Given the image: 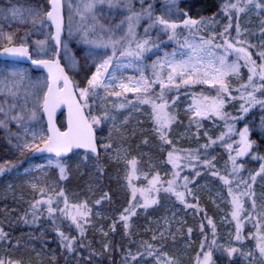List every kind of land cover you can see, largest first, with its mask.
<instances>
[{"label":"snow or ice","instance_id":"1","mask_svg":"<svg viewBox=\"0 0 264 264\" xmlns=\"http://www.w3.org/2000/svg\"><path fill=\"white\" fill-rule=\"evenodd\" d=\"M156 2L157 0H138L139 9L136 8L134 0H80L75 6L72 3L67 5L70 13L68 16L69 35H71L73 8L81 21L89 16L95 21L97 11H102L105 5L109 9H123L127 13L124 20L121 21V25L125 22L127 24L126 31L122 36L119 38L110 37L100 43L88 41L98 48L105 50L110 48L111 55L107 51L89 52L88 55L95 71L90 76L84 75V83L74 82L65 71V65L61 64V47L63 45L61 37L65 19L63 0H47L48 7L45 10L22 9L15 5L0 8V15L6 20L11 18L20 23L30 20L33 25L39 24L41 27L54 28V32L48 33V38L53 42V47L50 49L51 55H48L46 48L47 38L34 42L38 58H33L30 54L24 37H21L20 42L17 43L15 31L5 32L0 29V54L27 58L33 65L42 67L47 72L42 80L36 81L33 91L29 94L31 99H28V95L25 96L20 112L12 111L16 108V104H12L9 111L0 107V112L4 114V119L0 120V127L7 129L8 122L15 121L20 131L10 133V135L16 139L13 147L20 156L23 157L26 153L53 154L55 160L45 157L47 166L54 165L58 168L61 179H64L66 168L62 158L73 149H85L88 153L99 155L95 134L97 126L106 120L111 121L115 126L116 116L106 108L111 98H115L117 101L111 104V107L116 110L128 107L137 108L138 105L149 106L151 111L148 115L152 121V130L160 141L161 151L164 150V145L172 146L171 150L167 152V163L172 166V170L170 178L164 179L159 171H141L135 157L125 158L126 175L124 179L130 189V199L128 207L120 215V220L124 223V227L128 228L130 217L137 215L136 210L138 208L146 210L157 204L161 193L174 197L176 201L186 207H195V205L187 204V197H194L193 190L189 185L195 182L194 177H199L201 172L193 161L199 162L201 158L198 150H179L172 144L169 133L177 118L169 109L170 102L171 105H174L178 98L176 95H171L173 92L179 93L181 88L195 89L197 86H207V89L201 87L199 92L191 91L192 103L187 109L191 113L190 123H195L199 129L200 121L204 118L215 117L225 122L227 131L222 132L216 140L209 137V142L201 147L206 150L218 140L228 150L231 170L226 174L215 170V165L212 163L215 157H212L211 160L204 158L202 163L210 170L213 177L222 182V185L227 189L228 197L231 198V217L236 221L235 241L241 242L245 238L242 235L243 222L251 221L255 231L248 235L255 243L254 249L248 252L240 251L230 242L220 243L216 238L215 225L209 218L211 238L205 233V225L201 224L200 232L203 239L200 241L199 250L191 264H217L214 259L216 252H219L222 257L229 258L228 264H231L230 258L237 253L245 257L249 264H256L257 261L258 264H264V213L253 215L257 208L253 185L256 183L257 177L264 179V163H260L258 171H249L247 177L241 174L245 165L243 162H239V158L250 155L254 145H257V141L250 139L252 130L248 123H245L242 129H237L235 126L236 122L245 119V115L251 109L259 106L264 110V44H261L256 53V57L260 61L257 63V59L253 58V53L249 50L255 46L241 38L239 24L237 23L235 26V38H232L229 32L233 27V16L238 19L240 13L253 8L257 15L262 16L261 30L264 32V0H244L243 4H241V0H236L235 3L228 0L222 5V10L229 20L223 31L213 32L207 38L200 36L199 42L195 44L186 38L180 45V49L171 53L165 52L163 57L158 56L151 65L152 77L145 76L142 69H139V77H125L120 69L143 61L148 58L146 54L153 52L154 49H160L161 43H163L162 36H167L169 40H177L178 30L188 29L191 34L193 28L199 31V26L205 24L203 18L196 20L188 16V13L180 8L178 0H164L160 9L156 8ZM142 21L145 24L143 36H140L137 28ZM100 27L103 28V25ZM95 28L96 24L93 23L89 28L84 29V36L87 37L89 30L94 32ZM154 32L155 38H153ZM217 35L220 37L219 43L216 42ZM63 46L66 49L67 46ZM185 48L188 51H183ZM41 53L47 55V58H39ZM233 55L235 58L230 61L229 57ZM121 58L131 59L128 64H124ZM65 59L69 68L74 69L78 64L74 59L67 57ZM243 68L247 69L246 80H243L242 77L241 70ZM4 71L7 73L8 69L5 68ZM9 74L19 77L20 80L24 79L22 73L13 71ZM233 78L243 82L234 87L231 82ZM212 92L215 94L212 95ZM234 92L239 93V100L242 101L239 108L240 116H231L225 111L226 104L237 99L233 95ZM129 93L134 94V100L129 99L127 95ZM29 103H31V107L28 106ZM62 107L67 109V114L58 126L56 114L57 110ZM97 112L99 114H96ZM258 131L259 144H264V117L261 118ZM233 135H238L239 140L232 139L231 143L227 142L225 137L231 139ZM11 143L12 140L9 139V144ZM234 144L236 147H233ZM102 147L107 151L111 149L112 145L108 143L103 144ZM180 151H184L186 155L181 157ZM233 152L235 155L232 154ZM85 158L87 159V156ZM115 158H120L119 151ZM182 159L185 161L183 166L180 163ZM252 159L264 161V156L252 155ZM15 167L16 162L5 160L0 163V174ZM36 167L43 171L45 165ZM184 167H190L194 172V177L182 176L181 172ZM98 171L102 172V169H98ZM141 178L146 183L137 186L135 181H140ZM31 187L39 193V198L30 204L33 219H36L39 212L46 206V211L49 218H52L54 230L57 232L62 246L68 252H74L76 237L66 235L61 231L56 226L55 217L59 214V217L70 221V225H74L80 236L83 237L84 225L89 222L91 215V209L87 202L69 204L63 190L53 195L35 183ZM57 198H62L63 207L59 206L60 200ZM105 198H108L106 193L102 199ZM249 201L251 211L245 207ZM100 202V200L95 201L96 204H100ZM191 232L192 229L189 228V235ZM7 235L3 229H0V239H6ZM162 239H167L164 232H160L159 236L154 233L151 237L152 241ZM141 247L144 251L138 254L140 259H137V255L129 253L135 264H142L145 256L152 258V264H178L176 259L169 257L164 251L163 245L155 247L153 243L144 241ZM0 264H20V262L0 258Z\"/></svg>","mask_w":264,"mask_h":264},{"label":"rangeland","instance_id":"2","mask_svg":"<svg viewBox=\"0 0 264 264\" xmlns=\"http://www.w3.org/2000/svg\"><path fill=\"white\" fill-rule=\"evenodd\" d=\"M80 0H63L65 4L64 8V37L62 39L63 45H66V49L62 45L61 47V63L65 65V70L69 76L76 83H84L83 77L85 74L88 76L95 71L92 66L89 52H103L107 51L111 55V49H103L96 47L95 44L89 43L88 41H96L84 37V29L93 23L96 24L95 31L89 30L87 37L97 38L100 37L97 28L101 29L102 41L108 40L110 37L119 38L124 34L127 28L126 22L121 25V21L124 20L127 15L126 11L120 8L109 9L105 5L102 11L98 10L96 13V20L93 21L89 16L84 21H81L80 17L75 14V9L71 13V35H69V10L67 5L72 3L74 6L79 3ZM228 0H225V3ZM235 3L236 0H231ZM244 0H241L243 4ZM135 6L139 9L138 0H134ZM11 5H15L22 9L34 8L37 10H45L47 0H0V8H7ZM197 18L196 20H200ZM205 24L199 26V31L196 28L191 30V35L188 34L185 37L178 36L177 40H169L168 37L162 36L160 49H154L153 52L146 54L148 58L143 61H138L130 67H122L120 72L125 77H139L140 70L142 69L145 76L152 77L153 69L151 67L152 62L157 59L158 56L163 57L164 53H171L174 50L180 49V45L184 43L185 39L191 43H198L200 36L207 38L212 35L213 32L223 31L226 24L229 23L228 18L223 14L221 17L215 18H203ZM261 15H257L256 10L249 9L244 13L239 14L237 19L233 16L232 24L233 27L229 30L232 38L236 37L235 26L238 23L241 29V38L246 39L248 43H251L255 47L249 49L253 53V58L257 59L256 53L260 48L261 44H264V32L261 30ZM89 22V23H88ZM143 22V21H142ZM141 22L142 26L144 25ZM103 25V28L100 27ZM121 25L120 27H117ZM141 26V25H140ZM0 29L5 32H16L17 43L20 42V38L26 39L27 45L30 50V54L33 58L37 57V49L35 45L36 40H45L47 38L46 48L48 49V55H51L50 49L53 47V43L48 38V33L51 31L50 27H41L39 24L33 25L30 20L25 23H20L15 19H4L0 15ZM138 29V28H137ZM188 30V29H187ZM143 36L142 33H138ZM155 34V32H154ZM156 35V34H155ZM154 35V38H155ZM166 37V40L164 39ZM183 38V39H182ZM102 41H96L100 43ZM159 42V41H158ZM216 42H220V37L216 36ZM188 51V49H183ZM218 52L220 50H217ZM74 59L78 62L77 66L72 69L67 67V60ZM39 58H47V55L41 53ZM234 55L229 57L231 61L234 59ZM124 64H128L131 58H121ZM257 59V63H259ZM242 63V61H241ZM7 68L6 73L4 69ZM16 71L22 73L24 76L23 80L19 77H13L9 73ZM166 71V70H165ZM243 80L247 79V69L241 70ZM7 77V78H6ZM45 76L41 73L33 72L28 66H22L13 62H1L0 61V107L5 111H9L12 104H16V108L13 112H20L21 106L24 102L25 96L28 95V99H31L29 95L33 91V87L37 80H42ZM233 86H237L243 81H237L234 78L231 80ZM201 87L207 89V86H197L195 89L181 88L179 93L173 92L171 95H176L178 98L174 105L170 102V111L176 115V122L172 124L169 138L176 149L183 150L182 147L190 149H201L205 150L201 146L209 142V137L216 140L222 132H226L227 128L225 122L215 117L204 118L200 121L201 127L197 129L195 123H190L191 113L187 111L189 105L192 103L191 91L195 90L199 92ZM158 90V86H157ZM15 93V95H13ZM212 95L215 93L212 92ZM129 99L134 100V94H127ZM237 97L236 100L230 101L225 106V111L231 116H240L239 112L240 104L242 101L239 100V93H233ZM117 102L115 98H111L110 102L106 105V108L116 116L115 126L111 121H103L97 126L95 132L97 134V140L99 141V149L101 152V159L93 160L90 154L86 153H74L71 159L62 161L65 164L66 173L65 178L61 179L60 171L54 165L51 167L47 166V159L45 157L39 159H28L30 153H26L25 156H20L19 152L13 147L16 143L14 136L10 133L19 132L20 129L17 127L15 121L8 122V128L5 129L0 127V163L5 160H12L16 162V167L10 171H6L0 174V201L6 203L4 206L12 207L13 213L8 214L5 221L0 216V229L5 232L6 229L13 230L18 222V217L23 213L24 201L30 199L34 201L39 198V193L34 191L31 187L33 183L37 184L38 187L45 188L49 193L55 194L60 190L64 191L65 196L68 198L69 204H78L81 202H87L88 207L91 209V215L89 217V223L91 224L90 232L96 236L99 245H101L109 254V261L111 264H135L131 259L129 253L137 255V259H140L139 253L144 251L141 247L142 242L148 241L153 243L155 247L164 246V251L169 257L176 259L178 264H191V261L195 257L196 252L199 250V244L202 238L200 233V216L204 218L205 230L211 238V227L208 225V219L210 218L216 228V238L220 243L230 242L233 247H237L240 251L248 252L254 249L255 241L249 237L250 232H254L253 224L251 221H244L242 228V235L245 237L241 242H236L235 230L236 221L231 217V204L230 197L227 195V189L222 185V182L213 177L210 170L204 166H198L197 169L201 172L199 177H194V172L190 167H184L181 175H190L194 177L195 182L190 184L194 197H187V204L195 205V207H186L184 204L179 203L174 197L166 196L161 193L159 195L158 203L150 206L148 209L138 208L137 215L130 217L128 221V228L124 227V223L120 220V215L123 210L128 207V201L130 199V189L127 187V181L124 179L126 175L125 158L131 159L135 157L138 161V168L144 172L159 171L160 175L164 179L170 178V172L172 166L167 163V152L171 150V145H164V150L161 151L160 141L156 134L152 130V121L148 113H150V107L147 105H138L137 108L128 107L126 109L116 110L111 107L112 103ZM31 107V103L28 105ZM254 112L257 114L254 116ZM253 113V114H252ZM96 114H99L97 112ZM264 117V110L259 106L251 109L248 114L245 115V119L236 122L235 126L237 129H242L245 123H250L256 119L257 132L260 126L261 118ZM4 119L3 112H0V120ZM231 122V121H230ZM250 127V125H249ZM251 129V127H250ZM207 133V135H205ZM144 135V145L141 148H136L137 143H134L138 135ZM259 135V133H258ZM9 139L12 143L9 144ZM227 142L231 143L232 139L239 140L238 135H233L231 139L225 137ZM250 139L257 141V145L250 155L240 157L239 162H243L245 165L242 175L248 176L249 171H258L260 163L264 161L253 160L252 155L264 156L259 151V140L252 134ZM147 141V142H145ZM110 143L111 149L105 151L102 147L103 144ZM133 145V147H132ZM264 145V144H263ZM233 147H236L234 144ZM212 148V149H211ZM207 150V149H206ZM117 151L120 152V158L116 159ZM209 155L207 156L212 159V163L215 165V170L221 174H226L231 170V163L228 161V150L217 140L208 149ZM85 154V153H84ZM235 155V153H232ZM181 157L185 156L184 151H180ZM203 155V154H201ZM49 157V156H48ZM206 157V158H207ZM26 158V162L22 164ZM53 160L55 158L50 157ZM103 161L106 162L111 169H114L117 175L116 183L121 188V197L119 196L118 201L114 198L111 200L102 199V193L104 189L100 186L101 190L96 188L95 181H91V184H87L84 189L71 192L72 186L68 184L67 173L70 170H78L79 174L85 171V164L91 165L92 167H98L100 169ZM183 166L185 161H180ZM37 165H45L43 171L37 168ZM28 170L27 172L25 170ZM168 173L169 175H165ZM5 175V176H4ZM137 186H142L146 183L145 181H135ZM65 184L68 187L63 188ZM255 190V198L257 201L256 213L253 215L264 213V179L257 177L256 183L253 185ZM97 189V190H96ZM74 190V189H72ZM70 192V193H69ZM9 200V202H8ZM100 200V204H96L95 201ZM193 203H189V202ZM62 203V198L60 199ZM142 202V201H141ZM115 207L114 211L113 208ZM246 209L251 211L250 201L245 205ZM119 223L124 233L129 232V229L134 231L133 237H137V240L132 243L131 247L126 243L124 245L123 254L121 253V246L117 245L118 239L115 232V225ZM114 228V230H113ZM191 228L192 232L189 235L188 229ZM160 232H164L166 240L152 241L151 237L155 233L159 236ZM28 236L33 237L35 235L32 232H26ZM107 233V235H104ZM26 236V235H25ZM196 237V238H193ZM36 239V238H35ZM200 239V240H199ZM6 239H0V258L5 260L12 259L14 261H22V264H43L38 256H33L31 253L22 254V252L7 253ZM29 240V238H28ZM33 240V239H30ZM107 245V248H105ZM131 248V249H130ZM77 248L75 247L74 252H69L71 255L77 254ZM9 254V255H8ZM22 256L23 258L19 257ZM214 259L217 264H228L229 258L222 257L219 252L214 253ZM231 264H249L245 257L240 256L239 253L234 254L230 258ZM52 263V262H50ZM142 264H152V258L145 256ZM258 264V261L256 262Z\"/></svg>","mask_w":264,"mask_h":264},{"label":"trees","instance_id":"3","mask_svg":"<svg viewBox=\"0 0 264 264\" xmlns=\"http://www.w3.org/2000/svg\"><path fill=\"white\" fill-rule=\"evenodd\" d=\"M163 2L164 0H157L156 8L160 9ZM178 3L180 8H182L185 12H187L188 16H190L192 19L212 18V17L215 18V17H221L224 14L222 10V5L225 3V0H178ZM142 23L145 24L144 21ZM86 28H88V26ZM143 28L144 25L142 26L141 24V26L138 27L137 32L142 33ZM97 30L98 33L100 34V37L97 38H89L85 36L84 37L96 41L99 40L102 41L103 37L101 35L102 33L101 29L97 28ZM178 32H179L178 36L181 37H185L186 35L190 34L189 30L187 29H181L178 30ZM154 35L155 34L153 33V38ZM166 37L164 38L165 40ZM253 113L254 116L257 114V112L254 111ZM249 125L252 130V135L255 136L257 140H259V135H258L259 132H257L258 124L256 122V119H254V121H251ZM144 137L145 134L138 135L136 140H134V143H137L135 145L137 146L136 148L138 147L141 148L144 145L143 142V140L145 139ZM182 148L183 150H188L185 147ZM263 148L264 145L260 144L259 146L260 153H263ZM208 149L203 151H201V149H198V154L201 159L199 162L193 161V163L196 164L197 167L203 166L202 163L203 159L209 155ZM190 150H196V149H190ZM101 152L102 151L99 149L98 156L94 157L90 155V157L93 160L101 159L100 157ZM82 155L86 156V154L84 153ZM69 159H71V157L66 159L65 161ZM26 160L27 159L24 158L22 164L25 163ZM86 164H85V171L81 172V175L79 174L78 170H74V171L70 170L71 172L66 174L67 179L69 181L68 184L72 183L71 186L72 189H74V190L71 189V192L75 191L76 189L82 190L87 184L90 185L91 181H95V186L96 188L98 186L97 188L98 190H101L100 186L104 189L102 196H104L106 193L107 197H109L108 199L106 198L108 201L113 198L116 201H118L119 198L122 196L121 195L122 188L118 183H116L117 175L115 174L114 169H111V166L106 164L105 161H103V164H101L100 167V169H102V172L98 171V167L95 166L92 167L91 165H86ZM62 185L64 189L68 187L65 184ZM118 196L119 198H117ZM57 199L60 200L61 198H57ZM24 202L25 203H24L23 213L20 217H18V222L16 223L14 229L5 230V233L8 234L6 240V245L8 246L7 247L8 249L6 251L7 253L10 254L12 252H18V253L22 252V254H25L27 253L26 251H28L29 253H31L32 256L33 254L34 256H38L43 262V264H111V262L108 260L109 254L107 253V250H105L101 245L98 244L99 241L98 239H96L97 237L94 236L92 232H90L91 224L89 222L84 225L85 232H84V236L81 237L79 231L75 228V226L70 225V221L59 217V214H57V217H55L56 226H58L61 231L65 232L66 235L76 237L75 247L77 248L76 250L78 252L76 256L71 255L69 254L67 249H65L62 246L60 238L57 232L54 230L52 218H49L48 216V213L46 211V206L39 212L38 217L36 219H33L30 208V204L33 201L28 198ZM189 203H193V202L191 201ZM5 204L6 203H4L3 201H0V216L3 219V221H5L7 215L13 213L14 210L12 207L4 206ZM59 206L63 207L61 202ZM114 209L115 207L113 208V211ZM199 222L200 224L204 225V218H202V215L200 216ZM114 227H115L114 233L116 234L119 242L117 245L121 246L120 250L121 253L123 254L124 245L127 243L129 247H131L132 243L137 240V237H133L134 231H132L131 229H129V232L124 233L123 228L119 223H116ZM26 232H32L35 235H33V237H30L27 235ZM205 233L207 234L206 230ZM201 237L202 238L200 239H203L202 235ZM19 257L23 258L22 256H20V254ZM18 261L20 262V264H22V261L20 260Z\"/></svg>","mask_w":264,"mask_h":264},{"label":"water","instance_id":"4","mask_svg":"<svg viewBox=\"0 0 264 264\" xmlns=\"http://www.w3.org/2000/svg\"><path fill=\"white\" fill-rule=\"evenodd\" d=\"M50 29H51L52 32H54V28H50ZM62 37H63V32H62ZM0 61L16 62V63L22 64V65H27V66H30L34 72L43 73L45 76L47 75V72H46L45 69H43L42 67L33 65L31 63V61L28 60L27 58L15 57V56H6V55H3V54H0ZM66 114H67V109L64 108V107H62L61 109H58L57 110V114L56 115H57V125L58 126H60L58 124V120L60 119V120L63 121L66 118ZM44 119H45V123H46V117ZM74 152H84V153H88V152H86L85 149H73L72 152L68 153L67 156H65V157L62 158V160H65L66 158H68ZM98 153H99V146H98ZM89 154H91V153H89ZM92 155L93 156H96L95 154H92ZM47 156H53L55 158V156L53 154H49V153H35V154H30V157L31 158H43V157H47Z\"/></svg>","mask_w":264,"mask_h":264},{"label":"bare ground","instance_id":"5","mask_svg":"<svg viewBox=\"0 0 264 264\" xmlns=\"http://www.w3.org/2000/svg\"><path fill=\"white\" fill-rule=\"evenodd\" d=\"M29 156V155H28Z\"/></svg>","mask_w":264,"mask_h":264}]
</instances>
